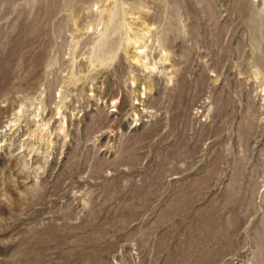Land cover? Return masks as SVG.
Segmentation results:
<instances>
[{
	"label": "rangeland",
	"instance_id": "obj_1",
	"mask_svg": "<svg viewBox=\"0 0 264 264\" xmlns=\"http://www.w3.org/2000/svg\"><path fill=\"white\" fill-rule=\"evenodd\" d=\"M0 264H264V0H0Z\"/></svg>",
	"mask_w": 264,
	"mask_h": 264
}]
</instances>
